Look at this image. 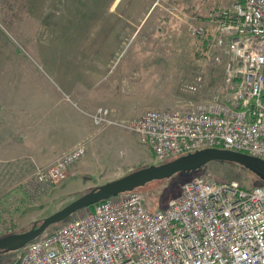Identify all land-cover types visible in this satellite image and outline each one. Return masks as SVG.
I'll list each match as a JSON object with an SVG mask.
<instances>
[{
	"label": "rangeland",
	"instance_id": "rangeland-1",
	"mask_svg": "<svg viewBox=\"0 0 264 264\" xmlns=\"http://www.w3.org/2000/svg\"><path fill=\"white\" fill-rule=\"evenodd\" d=\"M236 1L0 0V139L8 137L11 128L6 116L26 115L20 108L15 110L26 104L17 99L50 96L51 88L58 89L60 81L76 84L99 79L109 90V99L127 101L123 113L113 108L121 118L147 108H192L220 84L224 56L194 34L190 24L205 23L210 10L229 8ZM217 54L221 61L214 58ZM198 73L203 75L200 85L194 83ZM47 106L38 113L43 118H28H34L32 123L41 121L34 126L37 140L33 143L55 148L71 141L77 132L61 125L60 114L72 115L65 104ZM29 129L23 122L15 130L23 133ZM89 130L79 140L87 143L83 157L88 174L74 178L66 188L67 177L44 187L34 181L36 169L46 164L38 165L29 156H0V235L29 229L93 186L158 164L136 132L94 124ZM197 174L235 180L246 187L257 185L260 179L238 163L213 160L136 189L150 209H160L178 194L182 182ZM83 213L84 209L78 210L65 220ZM19 255L20 249L1 252L0 264H9Z\"/></svg>",
	"mask_w": 264,
	"mask_h": 264
},
{
	"label": "built area",
	"instance_id": "built-area-1",
	"mask_svg": "<svg viewBox=\"0 0 264 264\" xmlns=\"http://www.w3.org/2000/svg\"><path fill=\"white\" fill-rule=\"evenodd\" d=\"M205 20L191 30L224 56L222 80L208 98L129 118L101 105L89 112L93 124L138 133L157 163L206 147L264 159V0H237ZM202 81L196 74L194 83ZM86 151L78 141L38 167L34 181L44 187L64 180ZM82 209L27 242L14 264H264V184L197 174L164 208L150 209L132 189Z\"/></svg>",
	"mask_w": 264,
	"mask_h": 264
},
{
	"label": "crops",
	"instance_id": "crops-1",
	"mask_svg": "<svg viewBox=\"0 0 264 264\" xmlns=\"http://www.w3.org/2000/svg\"><path fill=\"white\" fill-rule=\"evenodd\" d=\"M98 80L93 81V83L84 82L76 84H68L60 81V85L57 87L58 89L51 88L52 94H49L50 96L32 97L28 95L25 100L17 99L18 102H24L26 104H23L22 107H12H14L17 111L19 110L18 108L24 110L26 115L24 118L19 116L5 117L7 119V126L11 128H9L8 137L0 139V156L3 159L29 156L38 165L48 164L62 152L71 148L80 139L85 138L87 130H89L91 124L93 125L89 112L93 111L96 107L101 105L108 106L111 108H117L121 113H123L127 101L123 98H115L113 100L109 99L107 97L109 90L107 87L101 85ZM49 103L52 104V107L59 104H65L67 106V108L72 112V115H69L68 117L71 120H67V116L60 114L61 121H64L61 125H68L67 127H71L72 130L77 132L76 136L71 141L55 148H48L46 145H37L33 143V141L37 140L34 137V126L37 125L38 122L41 123V121L37 119L36 123H32L31 121L34 118H28L34 116H39L36 118H43V116L38 115V113L42 111L44 106L48 107L47 105ZM46 116L47 114H45L44 118ZM23 122H25L30 129L23 133H16L17 130L15 129L22 125ZM88 124H90V126ZM90 132L91 131L89 130V135L91 134ZM14 135L19 136H17L16 139ZM17 141H19V143ZM85 174H88V166L86 164L85 157H83L69 167L67 178L64 180L63 187L66 188V186L71 185L74 178ZM85 186L88 187L89 184H86Z\"/></svg>",
	"mask_w": 264,
	"mask_h": 264
},
{
	"label": "water",
	"instance_id": "water-1",
	"mask_svg": "<svg viewBox=\"0 0 264 264\" xmlns=\"http://www.w3.org/2000/svg\"><path fill=\"white\" fill-rule=\"evenodd\" d=\"M213 160L238 163L264 181V159L260 157L219 147L197 149L162 163L133 169L120 177L85 190L62 208L34 223L29 229L0 235V253L21 249L50 225L64 221L75 211L99 200L121 191L136 189L151 180L168 178L178 171L196 170Z\"/></svg>",
	"mask_w": 264,
	"mask_h": 264
},
{
	"label": "trees",
	"instance_id": "trees-1",
	"mask_svg": "<svg viewBox=\"0 0 264 264\" xmlns=\"http://www.w3.org/2000/svg\"><path fill=\"white\" fill-rule=\"evenodd\" d=\"M258 184H264V181H262L261 179H259ZM90 206H91V205H90ZM2 235H3V234H2ZM16 260H17V259H16ZM16 260H15V261H16ZM15 261H13V262H11V263H9V264H14Z\"/></svg>",
	"mask_w": 264,
	"mask_h": 264
}]
</instances>
